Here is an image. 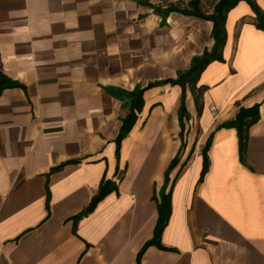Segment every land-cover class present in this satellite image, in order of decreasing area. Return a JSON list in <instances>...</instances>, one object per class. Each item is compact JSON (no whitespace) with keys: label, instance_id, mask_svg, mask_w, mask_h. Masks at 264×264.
<instances>
[{"label":"crops","instance_id":"0c3cea01","mask_svg":"<svg viewBox=\"0 0 264 264\" xmlns=\"http://www.w3.org/2000/svg\"><path fill=\"white\" fill-rule=\"evenodd\" d=\"M189 1L0 0V70L23 86L0 96V264H264V30L246 1L230 10L224 61L198 81L202 111L187 85L181 119L183 88L164 81L212 48L213 23L156 7ZM201 1L211 13L217 0ZM138 87L117 159L123 91ZM254 105L242 161L228 124ZM176 155L166 249L139 259ZM103 180L116 188L78 217Z\"/></svg>","mask_w":264,"mask_h":264},{"label":"trees","instance_id":"16d2710c","mask_svg":"<svg viewBox=\"0 0 264 264\" xmlns=\"http://www.w3.org/2000/svg\"><path fill=\"white\" fill-rule=\"evenodd\" d=\"M246 1L254 11L255 25L264 30V11L257 4L256 0H217L213 5V10L211 13H206L202 9L201 0H190L186 7L181 8L177 5L170 4L165 9H156L162 12L165 16L172 11H178L186 15L197 16L205 20L212 21L213 27L211 36L214 39V44L210 50H204L201 55L194 56L191 60L190 67L186 70L179 71L175 79L165 80L164 82H170L174 84H179L183 88V96L181 100V106L179 109V116L182 119L184 116L189 117L186 105H185V89L187 85L190 87L198 108V114L202 111V97L206 89L204 86H198V81L201 73L204 69L213 61H224L223 50L227 41V31H226V19L227 15L231 9H233L239 2ZM151 83L148 87L153 86ZM13 87H23L22 84L10 79L0 70V96L3 91L8 88ZM146 88H135L132 91H123V105L128 108L127 114L122 118V125L119 134L116 138V158L120 157V150L122 146L123 139L132 130L136 120L137 113L142 110L143 107V94ZM260 118L259 105H254L251 108H240L235 119L229 123L230 127H235L238 133L239 146H240V158L243 161V156L245 152V147L247 145V140L249 137L250 127L256 123ZM183 132V128H182ZM210 142L206 145L203 150V168L201 172L200 180H202L209 169V157L208 148ZM179 160V156L176 155L171 161L168 169L165 173L164 186L160 191V202L158 204L159 217L155 227L154 236L151 240L147 241L139 252V259L142 257L145 250L151 246L156 245L162 249H166L161 243L162 233L168 224L169 218L172 212V189L166 193V184L169 180V174L171 170L176 166ZM116 185L110 180H103L97 193L92 197V200L88 206L78 217H82L94 210L98 202H100L108 193L113 191Z\"/></svg>","mask_w":264,"mask_h":264},{"label":"rangeland","instance_id":"374dc122","mask_svg":"<svg viewBox=\"0 0 264 264\" xmlns=\"http://www.w3.org/2000/svg\"><path fill=\"white\" fill-rule=\"evenodd\" d=\"M204 1H205L204 6L207 8H210L214 3V0L213 1L212 0H204Z\"/></svg>","mask_w":264,"mask_h":264}]
</instances>
